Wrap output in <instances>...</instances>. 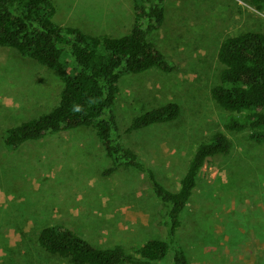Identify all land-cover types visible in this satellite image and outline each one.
Instances as JSON below:
<instances>
[{"label":"rangeland","instance_id":"1","mask_svg":"<svg viewBox=\"0 0 264 264\" xmlns=\"http://www.w3.org/2000/svg\"><path fill=\"white\" fill-rule=\"evenodd\" d=\"M57 22L93 35L120 37L134 23L133 0H53ZM264 33V0H168L163 27L150 41L176 64L125 76L116 114L128 145L165 187L179 189L195 147L222 129L224 110L211 97L228 37ZM63 83L18 51L0 47V264H68L37 244L46 226L65 224L95 246L128 250L161 237L159 205L136 170L113 167L95 132H62L17 151L8 129L52 110ZM178 103L180 119L126 134L146 111ZM229 155L210 159L182 216L177 239L191 264H264V144L230 134ZM159 264H173V252Z\"/></svg>","mask_w":264,"mask_h":264},{"label":"trees","instance_id":"2","mask_svg":"<svg viewBox=\"0 0 264 264\" xmlns=\"http://www.w3.org/2000/svg\"><path fill=\"white\" fill-rule=\"evenodd\" d=\"M167 1L133 0L131 30L114 37L59 24L53 0H0V47L12 48L34 60L63 83L59 103L38 118L8 129L5 146L17 151L62 132L92 129L113 164L105 176L120 169L145 174L160 208L162 238L147 240L131 250L122 243L95 246L65 224L44 227L37 238L38 246L68 264H159L170 252L173 264H191L177 236L202 169L210 159L230 154V134H247L255 143L264 144V33L255 31L228 37L219 47L217 60L221 68L211 97L225 112L222 129L195 147L179 189L161 184L126 143L116 114L122 78L153 70L165 74L176 70V64L150 41L165 23ZM181 115V106L169 102L135 117L125 132L135 134L175 122Z\"/></svg>","mask_w":264,"mask_h":264}]
</instances>
